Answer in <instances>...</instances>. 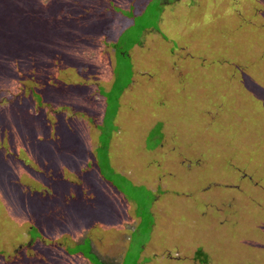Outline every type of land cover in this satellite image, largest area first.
I'll return each instance as SVG.
<instances>
[{"label": "rangeland", "instance_id": "1", "mask_svg": "<svg viewBox=\"0 0 264 264\" xmlns=\"http://www.w3.org/2000/svg\"><path fill=\"white\" fill-rule=\"evenodd\" d=\"M198 249L264 264V0H0V264Z\"/></svg>", "mask_w": 264, "mask_h": 264}, {"label": "trees", "instance_id": "2", "mask_svg": "<svg viewBox=\"0 0 264 264\" xmlns=\"http://www.w3.org/2000/svg\"><path fill=\"white\" fill-rule=\"evenodd\" d=\"M89 52H91L89 49H88V53ZM193 90V89H192ZM199 93H200V91L199 90H197ZM120 95L121 94H119V96H118V98L120 97ZM186 96V95H185ZM199 96L200 95H198V94H195V91L193 90V92H192V94H188V99H186V101L184 102L185 104H186V106H182L183 108H185V110L187 111V110H189V104L188 103H193V104H195L193 101L195 100L196 101V97H197V99L199 98ZM13 98V97H12ZM11 98V99H12ZM167 98H168V95H167ZM162 101H164V100H162ZM162 101H160V103L162 102ZM178 99H176L175 101H172L171 100V102L170 103H173V104H175L176 102L178 103ZM178 105H180V103H178ZM196 106L198 105V104H195ZM194 105V106H195ZM181 106V105H180ZM248 106V105H247ZM192 116H195V111H194V114H192ZM186 119H188L187 117H185ZM192 118V117H191ZM189 120V119H188ZM190 123L192 124V126H193V124L195 123V121H194V119H191V121H190ZM129 127H131V126H129ZM162 128L163 127H158V128H155V130H153L154 131V133H158L159 132V130H161V133L163 132L162 131ZM164 130V129H163ZM162 137H163V133H162V135H161V141H162ZM211 137H207L206 139H205V141L204 142H206L208 139H210ZM197 157L194 159L193 157H191V156H188V158H186V159H181V163H182V165H183V167H186V165H189V163H188V160H193V162H196V164H197ZM193 164V163H192ZM191 164V165H192ZM96 167H97V169H99V165H97L96 164ZM104 168H108V171H112L111 170V167H110V164H109V161H106V164L104 165ZM113 172V171H112ZM198 172H201V169L200 170H196V171H193L192 172V174L193 173H198ZM100 176H102V175H100ZM185 180H188V178L186 177L185 178ZM109 182V184H111L110 183V181H108ZM93 250V249H92ZM195 259L197 260V261H199V262H201V263H205V262H207L206 261V257H207V255L206 254H204L203 253V251L201 250V249H198L197 250V252H196V254H195ZM99 259V258H98ZM100 260V259H99ZM215 263H217V262H215ZM208 264H209V262H208Z\"/></svg>", "mask_w": 264, "mask_h": 264}, {"label": "crops", "instance_id": "3", "mask_svg": "<svg viewBox=\"0 0 264 264\" xmlns=\"http://www.w3.org/2000/svg\"><path fill=\"white\" fill-rule=\"evenodd\" d=\"M113 75V74H112ZM115 241H117V240H115ZM93 243V242H92Z\"/></svg>", "mask_w": 264, "mask_h": 264}, {"label": "bare ground", "instance_id": "4", "mask_svg": "<svg viewBox=\"0 0 264 264\" xmlns=\"http://www.w3.org/2000/svg\"><path fill=\"white\" fill-rule=\"evenodd\" d=\"M207 185V184H206Z\"/></svg>", "mask_w": 264, "mask_h": 264}]
</instances>
